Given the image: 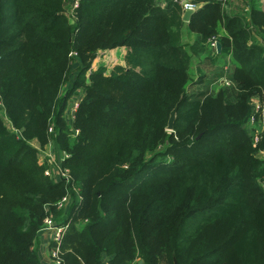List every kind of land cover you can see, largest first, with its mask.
Here are the masks:
<instances>
[{
    "label": "trees",
    "instance_id": "16d2710c",
    "mask_svg": "<svg viewBox=\"0 0 264 264\" xmlns=\"http://www.w3.org/2000/svg\"><path fill=\"white\" fill-rule=\"evenodd\" d=\"M194 1L186 45L173 0H79L75 23L68 0H0V110L12 128L0 117V264H42L47 216L68 223L63 264H264V128L255 142L244 128L253 96L264 107V45L248 43L249 24L264 37V10L251 5L246 19L225 0ZM205 53L206 64L230 57L231 72L213 75L229 85L188 93L191 58ZM78 90L73 136L65 112ZM33 138L70 153L69 182L45 174Z\"/></svg>",
    "mask_w": 264,
    "mask_h": 264
},
{
    "label": "rangeland",
    "instance_id": "374dc122",
    "mask_svg": "<svg viewBox=\"0 0 264 264\" xmlns=\"http://www.w3.org/2000/svg\"><path fill=\"white\" fill-rule=\"evenodd\" d=\"M232 1H233L232 4L236 5L238 7V12L234 13L235 10L233 9V6L230 5L229 0H225L224 3H223V8H224L225 13L227 15H232V14L242 15V16H245L246 19H248V13H249L250 6H249L247 11H243L242 12V10L240 11L239 9H240V6H241L242 3H244V5H249V4L250 5L251 4L254 5V0H232ZM262 2L264 3V0H262ZM198 5H201V3L200 4L198 3ZM70 20L69 21L73 22V23H75V21H76V20L73 21V19H70ZM185 25H186V22H184V25L182 27V36H183L182 42L184 44L188 45V44H190L192 42V39H191V36H189V33H188ZM221 26H222L221 27V32H224V26L223 25H221ZM248 28L250 29V33H251V38L249 39V40H251V42H253V40H254L253 39V35H252L253 32L255 34H258V36H260L261 38H263V36H261L260 33L251 24L248 25ZM221 32H220V34H221ZM255 41L258 42V40H255ZM123 51H124L123 48L122 49H115V51H112V52L99 51V53H97L96 58L92 62L91 68H95L96 66H98L100 64L101 65L102 64H106V65H108L110 67L111 65L114 64V62H116L119 59V56L121 55L120 53L123 52ZM198 56H200V55H198ZM192 57H193V61H191L190 70H191V73H192L191 77L194 78V77H197L196 74L194 73V71L196 69V66H197V56L196 57L192 56ZM231 66L232 65H230L229 68ZM216 67L221 68L222 64H216ZM88 73H86V76L88 75ZM76 75H77V72L75 70L72 71V73L70 75V78H69V82L66 84L67 86H69L71 84V82L74 81ZM199 83H202V82H199ZM203 87H204V85H200V84H197L196 82H194L192 84H189L187 86L186 90H187L188 93H191V92L195 93L199 88H203ZM213 88H214V86H213ZM217 90H218V88H216V90L213 89L212 91L215 92ZM78 93H81V90H78ZM76 97H78V96L72 97L68 101V104H67L68 109L65 112V116H67V112L69 110V107H71V102H74L72 99L77 101ZM254 98H256V96ZM78 99H80V97ZM0 117L2 118V120L4 121V124L8 127V129L11 130L12 128L10 126V123H9L7 117L5 116V114L3 113L2 109L0 110ZM68 124H69V126L72 127L73 119H72V121H69ZM72 129H74V133H73L74 135L73 136L77 135L78 134V130L73 128V127H72ZM168 131H170V130H168ZM247 131L251 135H254V134H259L261 129L256 128V129L251 130V131L247 129ZM48 133H50V132L48 131ZM29 144L36 149L37 162H38V164H40L42 166H45V171H47V173L51 174L52 170H54L56 172V176L58 177V175L60 173V168L66 169V171L68 173V179H65V178H62V179H64L67 182H69L71 180V176H70L69 170L64 165L65 161L68 158H70V153L69 152H67L64 149H61V147L56 142H54L53 139H48V140H44V141L41 142L37 138H33L32 140L29 141ZM168 159H171V157H169V158L167 157V160ZM164 160H166V158H164ZM157 161H161V158H158ZM49 177H50V175H49ZM52 178L54 179V177H52ZM59 179L55 180V181H59ZM67 210H68V206H66V208L64 209L63 215L66 214ZM55 221L62 223L61 221L56 220V219H55ZM78 226H79V224L77 225V227Z\"/></svg>",
    "mask_w": 264,
    "mask_h": 264
},
{
    "label": "built area",
    "instance_id": "2783aa9c",
    "mask_svg": "<svg viewBox=\"0 0 264 264\" xmlns=\"http://www.w3.org/2000/svg\"><path fill=\"white\" fill-rule=\"evenodd\" d=\"M176 2L182 9V12L184 13L187 10H190L191 12H194L195 9L199 6L197 2L194 0H173ZM79 5V0H68V2L64 6L63 14L67 17L68 20L73 19L76 20V8ZM71 21V20H70ZM208 47L212 50L213 53L217 52V41L216 39L212 38L208 42ZM70 56L75 57L76 54L74 52L69 53ZM222 84L229 85V82L225 79L221 80ZM76 97L74 102H71V107H69V110L67 112V116H65L66 122L69 123V121H72L74 119V112L78 106L79 97H82V94L75 95ZM73 96V97H75ZM255 97V96H254ZM253 97V101L251 103V113L247 117L245 122V128L246 130H254L256 128L261 129V131L264 128V107L262 106L259 98L256 96V98ZM71 128V127H70ZM49 132H52V127H49ZM259 132V134L261 133ZM259 134L251 135L254 139V142L257 141V138ZM260 155L264 157V151L260 152ZM46 175H50V177H54L53 180H58L59 178H65L68 179V173L66 169L60 168V173L58 177L56 176V172L52 170V173L49 174L47 171H45ZM59 179V180H60ZM69 197L64 196L62 197L58 203L57 208L58 209H65L66 206L69 205ZM68 224L67 223H60L55 221L53 218L47 216L43 221V226L41 228V232H45L49 234V242H48V250H49V258H50V264H63V258H62V249H61V243L63 235L65 234L67 230ZM132 264H137V261L133 262Z\"/></svg>",
    "mask_w": 264,
    "mask_h": 264
},
{
    "label": "crops",
    "instance_id": "0c3cea01",
    "mask_svg": "<svg viewBox=\"0 0 264 264\" xmlns=\"http://www.w3.org/2000/svg\"><path fill=\"white\" fill-rule=\"evenodd\" d=\"M229 2H230V5L233 6V9L235 10L234 13L238 12V7L236 5L232 4L233 1L229 0ZM251 5L250 4L244 5V3H242L239 10L240 11L242 10V12L247 11L249 6H251ZM254 5L259 7L260 9L264 10V3L262 2V0H254ZM188 33L192 39V42L190 44H192L196 38V35L193 33H190L189 31H188ZM221 34H224V32H221ZM252 35H253L254 40H258V43L264 45V37L261 38L260 36H258V34H255L254 32L252 33ZM182 38H183V36H182ZM248 43H252L251 40H249ZM207 51H208V54L211 56L215 54L208 47V45H207ZM120 54H122V52ZM205 55H207V54L205 53L204 55L197 56V66H196V69L194 71V73L196 74L197 77L192 78V82L193 83L196 82L197 84L204 85L203 88L198 89L199 91L207 90V89L208 90H213V89L216 90V88H219L223 84L221 83V80L219 81V83L216 82L215 78H213V75H216L217 70L218 71L226 70L227 73L231 72L232 66L229 68V66L232 65V64H230V57L226 56V58L223 60L222 63H219V62L216 63V64H222V67L220 69L219 67H216V64H211V63L206 64V62H204V59L205 58L207 59V56H205ZM191 61H193V57L191 58ZM190 73H191V70H190ZM201 76H202L203 81H201L202 79L200 80ZM199 82H202V83H199ZM213 86H214V88H213ZM49 237L50 236L48 233L41 232V231H39V233H38V238H37V242H36V249H37L38 259L42 264H50L49 250H48V242L50 239Z\"/></svg>",
    "mask_w": 264,
    "mask_h": 264
},
{
    "label": "water",
    "instance_id": "95a60500",
    "mask_svg": "<svg viewBox=\"0 0 264 264\" xmlns=\"http://www.w3.org/2000/svg\"><path fill=\"white\" fill-rule=\"evenodd\" d=\"M191 14H192V12L190 10L185 11L182 15V20L187 23L189 21ZM220 48H221V46H220L219 42H217V52L220 51ZM176 111H177V104L170 111L169 118H168L167 130H172V128H173V123L175 120ZM140 263H141V261H140ZM174 264H176L175 261H174Z\"/></svg>",
    "mask_w": 264,
    "mask_h": 264
}]
</instances>
